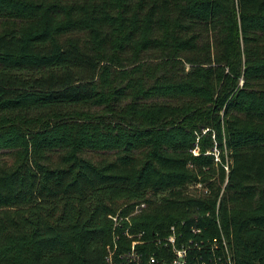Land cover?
Wrapping results in <instances>:
<instances>
[{"label": "trees", "instance_id": "1", "mask_svg": "<svg viewBox=\"0 0 264 264\" xmlns=\"http://www.w3.org/2000/svg\"><path fill=\"white\" fill-rule=\"evenodd\" d=\"M59 104L102 112L28 114ZM0 115V150L23 147L0 164V264H104L141 232L146 264L172 226L191 255L223 233L264 264V0H0Z\"/></svg>", "mask_w": 264, "mask_h": 264}, {"label": "built area", "instance_id": "2", "mask_svg": "<svg viewBox=\"0 0 264 264\" xmlns=\"http://www.w3.org/2000/svg\"><path fill=\"white\" fill-rule=\"evenodd\" d=\"M196 154V152L194 151ZM208 191V190H207ZM146 206L144 202L135 206L133 214H137ZM113 219L114 227L121 226L118 215H109ZM129 217H126L128 219ZM192 233L199 234L201 229L192 227ZM128 237H132L129 230L124 232ZM143 232L136 234L138 238L134 239L131 247L125 251L118 252L119 235L114 236L113 244L107 248V254L104 264H144L145 252L138 248L137 245L144 244L146 241ZM183 232H178L175 226L171 227V233L166 237H157L155 243L162 249V253L153 252L148 255L146 264H207V261L213 264H235L229 249L228 241L223 233L220 236L209 238L208 260L202 255L196 257L191 255L194 250L200 251L201 244L195 238L190 237L183 239ZM180 239H183L180 241ZM203 243V240H201ZM220 251L219 253L217 251Z\"/></svg>", "mask_w": 264, "mask_h": 264}, {"label": "rangeland", "instance_id": "3", "mask_svg": "<svg viewBox=\"0 0 264 264\" xmlns=\"http://www.w3.org/2000/svg\"><path fill=\"white\" fill-rule=\"evenodd\" d=\"M65 38H72V39H80L82 42H84L87 39V35L84 32H75L73 34H68L65 35ZM95 112H102L101 108L95 105H69V104H59L50 108L47 107H32L30 111L28 112L30 117H36L41 114H44L46 117L51 116V117H59L60 115H69L71 113L78 115V114H83L85 117L90 116L95 114ZM14 113H7L4 118L6 120L4 121V124L6 123H12L11 120H14L15 118L13 117ZM1 118V115H0ZM8 121V122H7ZM82 122V120H80ZM90 123L91 121H84ZM95 122V121H94ZM87 123V124H88ZM82 124V123H81ZM93 124V123H92ZM30 129H33V126L30 127ZM40 129L36 130L38 132ZM14 131L11 129V132ZM27 141L30 144V140L27 139ZM23 147L18 146L17 148H10V149H1L0 150V164H8L10 166L14 165L17 163L19 160L20 153L22 151ZM196 154L199 153V146L198 142L196 143V147L192 150V152ZM88 157L92 158L93 160H100L105 157H113L111 155V152L108 151H86L84 153ZM195 154V153H194ZM53 160L57 161L58 160V155L53 154L52 155ZM199 181H194L188 185V192L190 194L197 195L203 190H208L207 189V181H203V177L199 176Z\"/></svg>", "mask_w": 264, "mask_h": 264}]
</instances>
